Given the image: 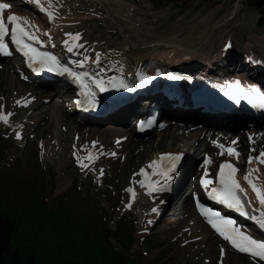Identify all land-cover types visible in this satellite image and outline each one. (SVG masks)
<instances>
[{
	"label": "rangeland",
	"instance_id": "1",
	"mask_svg": "<svg viewBox=\"0 0 264 264\" xmlns=\"http://www.w3.org/2000/svg\"><path fill=\"white\" fill-rule=\"evenodd\" d=\"M64 1L70 3L71 9L69 6V12L62 9V20H71L73 10L77 24L88 22L87 34L92 31L101 39L107 37L128 54L130 50L155 48L156 55L161 56L163 51L181 45L196 51L201 64L205 58L219 55L229 37L234 41L236 57L243 64V53H264V8H251L246 0H122L125 3L122 6L118 0ZM62 5L65 6L64 2ZM85 14L91 15L84 18ZM202 51L205 53L201 54ZM11 65L10 62L7 66ZM18 92L19 88H8L5 84L0 88V98L13 99ZM51 124L43 127L41 123L39 132L44 135L52 132L55 127ZM7 130L0 125V212L13 222L14 228L2 264L206 263L202 260L206 257L204 253L200 254L202 262L198 257L180 254L183 244L176 239L180 246L177 250L172 234L162 235L160 229L147 237L145 245L137 240L127 250L123 238L130 233L136 237L142 224L138 222L136 226L134 222L133 216L138 218L139 214L133 212L139 209L120 216L121 196L129 184V175L123 177L119 172L111 183L107 181L109 175L106 183L82 179L69 163L68 152L57 163H40L34 141L29 139L28 145L20 148L11 138L5 139ZM184 130L181 136L176 134L175 139L179 138L175 143L168 140L165 146L160 140L162 136L156 137L145 163L158 152L192 144L194 132L185 134ZM6 151L10 154L7 160ZM13 158L14 162L8 161ZM60 164L66 166L69 183L63 192L58 188ZM187 198L191 202L189 195ZM194 227L202 231L196 224Z\"/></svg>",
	"mask_w": 264,
	"mask_h": 264
},
{
	"label": "bare ground",
	"instance_id": "2",
	"mask_svg": "<svg viewBox=\"0 0 264 264\" xmlns=\"http://www.w3.org/2000/svg\"><path fill=\"white\" fill-rule=\"evenodd\" d=\"M45 4H49V2L51 0H43ZM118 2H120V5L125 4L124 2H122V0H118ZM21 4H26L25 2L20 1ZM121 5V6H122ZM29 6V5H28ZM126 7H128L127 5H125ZM37 11H39L37 9ZM55 12V11H54ZM55 14L57 15V13L55 12ZM91 15V14H90ZM56 22L57 20H55V22L53 23L54 26H56ZM36 27V23L34 24ZM87 27V25H85ZM40 28V26L38 27ZM66 30L62 31V35H54L51 34V36L55 39H57L56 41H60L61 45L60 47L63 48V50H66V44H68L69 42H73L75 40H73V36H75L77 33L80 34V29H74L71 28V26H67L65 28ZM73 30V31H71ZM65 31V32H64ZM68 33H72L73 36H69L67 35ZM91 39L88 38V36H83L82 34H80V39L77 40L78 41V45L76 46V52L78 53L79 56V61H85L87 56H92V58H94V60H99V64L97 66L98 69H103L105 68L107 65H113L115 60L112 58V54L115 55V53H113V50H115V48L111 47V48H106L103 49L100 45L97 44V46L95 45V42L93 41H89ZM89 41V42H86ZM67 42V43H65ZM56 43V42H55ZM82 45V47L80 46ZM176 48H172V51H163L165 53V55L163 56V54L161 56L156 55V49H148L146 51H133L132 52V62L134 63V65L136 64L138 67H142V63L143 66L144 64H146L147 62H153L159 69H162L165 67L164 61L161 60L162 56L164 58H168L171 57L172 55L176 56L175 59H183V57H185V55H190L191 53L196 54L195 52H192V50L189 51V49L183 47V46H179V45H175ZM104 51V53L101 52V50ZM189 51V53L187 52ZM120 59H123L122 56H118ZM194 57H196V55H194ZM171 59V58H169ZM126 61H124L123 63L125 64ZM146 62V63H145ZM128 66L127 65H121V68L123 70H125ZM221 66H214V68H220ZM196 68H198V66H196ZM119 71V70H117ZM218 71V70H217ZM212 73H216V71H210ZM213 75V74H211ZM0 88L2 85H7V87H15V88H19V95L16 100H10L8 97L6 99H2L0 100V112H14V118L12 119V127L14 129V131H22L24 128V134H26V131L30 124H28L25 121V116H26V112L25 110H18L17 109V104L18 103H22L25 100V96L24 94L27 92H33L34 95L38 96V91L39 89L35 88L34 86H30V85H26L25 83L21 82L18 78L16 79V77L13 75V73L9 70V69H3V71H0ZM18 86V87H16ZM15 101V102H14ZM60 101L59 98L56 100V102ZM12 103H15V107ZM54 106L51 108H47L45 110V112H43L42 115L45 114V116L49 117L50 119L54 120L57 124V127L62 128V126L67 125L68 131L66 132L67 134H69V136L72 137V140L65 143V149L67 148L68 145L72 146V151L73 153H75L74 151L78 152L79 155L83 154V147H85L86 145H88L89 143V139L92 138L94 139V137L100 138V140L104 141L106 138H110L113 140L114 137L118 136V137H122L125 133L126 130H124V128H114V127H109L108 129H106L105 131H102L100 129H93L90 128L89 130V139L86 138V132H82L80 137H79V142L78 143H74L73 142V138H74V130L72 129L73 127V123L74 121L68 119L63 113L62 110L59 106L53 104ZM34 106V105H33ZM25 114V115H24ZM39 117H41L42 115L36 114ZM64 118H67V120L65 121ZM60 125V126H59ZM5 126V125H4ZM71 128V129H70ZM87 127H83L82 130H88L86 129ZM80 130V129H78ZM180 129L177 127V129L171 127L168 129V131L165 133L164 138L162 139V142L165 146V143L169 140V139H175L176 134H179ZM231 132H235L234 130H232ZM20 137H22V135H20ZM167 139V140H166ZM64 141L62 139L61 134L58 133V141ZM61 141H60V145H61ZM72 144V145H71ZM108 144H112V142H108ZM154 145V142H144V143H133L132 141L127 142L125 145H122L120 147H118L117 152H121L123 154L126 155V160L124 162L119 161L118 160V154L117 152H114L115 155H112V153L106 157L103 158L100 162V167L99 168H95L92 170V175L93 177L96 179L98 177H100L101 175V169L103 167H105L106 165L111 164L113 166V170L111 171L112 174H118L119 172L121 173L120 176H125V175H130L131 173L134 174L133 170L132 172H130L131 169H133V167H141L142 164H145V158L146 155L149 154L147 151L150 150L152 148V146ZM162 148V147H161ZM55 145L54 144H50L48 147V150L46 151V153H44V157H47L48 159H53L54 155H55ZM109 150H111L109 148ZM134 152H136L137 155L134 154ZM165 152V151H164ZM87 152H85L84 154H86ZM157 155V154H156ZM84 157V156H83ZM154 156H152L153 158ZM191 160L193 158H190ZM150 160V159H149ZM133 162H135L136 165L132 166ZM138 169V168H137ZM191 171V168L188 167L187 171H185L186 173H189ZM249 171H253L254 173L256 172L260 174H262V170H261V165L258 163H254V165H252L249 168ZM138 173V170H136L135 174ZM128 177V176H127ZM129 178V177H128ZM69 183L67 180V177L64 175L61 176L60 178V182L58 185L59 191L63 192L66 189H68ZM186 187V186H185ZM141 190V189H140ZM184 190V187H183ZM185 191V190H184ZM182 192V191H181ZM183 199H181V202H178L177 204H173L172 209L174 210V208H176V211L169 216L168 218L165 217V215H162V218L164 220H166L163 224L162 227V231L161 233L164 234H173V237H175L181 244H183V249L181 251H179L180 254H189L190 257L193 258H197L198 257V261L200 260V254L204 253L206 254V257H204L202 260L204 259H208L211 260L210 264L214 263V259L217 258L219 259V255H220V249L218 248V240L216 238L213 237L212 233L201 223V221L198 219V217L195 215L194 211H193V206L192 204L189 202L188 198L186 197V194H183ZM123 199L125 201H128L129 203V198L128 196L125 194L123 195ZM167 203H171L170 200L166 199ZM164 200L161 199L158 204L159 205H151L150 203L146 202V196L143 193H140L138 196L137 201L135 202V205L137 204V206L140 208L142 214H144V212H152V217H149V221L148 224H152L154 222L155 219H157L158 214H160L162 212V210L164 209V205H160V203H163ZM173 203V202H172ZM125 210V207H123ZM122 208V211H124ZM156 208L158 209V211L153 212L152 209ZM186 217V218H185ZM192 217H195L194 219H192ZM191 220L195 221L196 223L201 225V228L204 229L203 233H199L194 227L191 228V230L189 231V233L184 234L183 233V229H182V225H184V228L190 227L191 224ZM200 228V227H199ZM185 241H187V243H185ZM206 246V247H205ZM237 256L234 255V257L230 254H225L223 260H224V264H247V262H241L239 260H237ZM240 259V258H238ZM202 262V261H201ZM206 264V263H205Z\"/></svg>",
	"mask_w": 264,
	"mask_h": 264
},
{
	"label": "snow or ice",
	"instance_id": "3",
	"mask_svg": "<svg viewBox=\"0 0 264 264\" xmlns=\"http://www.w3.org/2000/svg\"><path fill=\"white\" fill-rule=\"evenodd\" d=\"M35 2L39 4L40 0H35ZM11 7L12 5L9 3L0 2V52L8 53V43L5 41V37L9 36V34L11 33L12 42H14L17 47H19L20 51L29 58L30 64H39L40 67L36 68L37 71H40L42 68H48L51 71L58 72L62 76L67 74L73 77L79 83L83 84L84 77L88 76V73L74 72L67 65H62L60 60L56 56L52 55L51 53L40 52L36 47L33 46V44L29 43L30 40H39V36L34 34V32L32 31L31 23L27 20V18L15 13L7 15V17H5V10L11 9ZM49 15L52 16V13H49ZM10 24L13 25L11 29L9 28ZM67 35L73 36L72 33H68ZM79 39V33L73 36V40ZM80 46L82 47V45ZM226 47L230 48L231 44L229 43ZM68 51L72 52L73 47L69 46ZM79 63L82 64L83 61H80ZM157 75H160V73L158 72ZM151 79V77L143 76L141 80V86H143L144 83L150 82ZM95 83L100 91L103 92L108 90L103 81L96 80ZM240 83L241 82L239 80L235 81L237 87L240 86ZM85 87L87 86L85 85ZM112 87L127 88L128 85L124 80L121 79L118 83H113ZM89 96V107H95L96 100L94 94L89 91ZM231 98L237 103H239L241 99H244L254 107L264 109V92H261V90L254 85L249 86V90L246 92L240 91L238 93L232 94ZM11 115L12 113L0 112V121L7 124ZM149 126H151L150 122ZM16 137L17 139H20V133L17 132ZM216 143L221 149L225 148V145L219 144L218 141ZM227 152L229 154H234L237 157L239 156V153L236 152L235 148H227ZM112 155H115V153H112ZM221 155H223V152H221ZM182 156L183 153H165L161 156L160 159L152 162L151 168L154 169V171L151 173V175H156V170H158L159 174L164 177L165 183L163 185L157 187L158 182H147L149 176L147 170L141 171V174L145 176V181L140 182L141 185L144 186L146 184L149 193L154 191H164L167 188V181L172 179L171 173L177 170ZM96 158L97 156L92 153H89L84 158H81L79 155H77L76 157L77 163L80 164L82 169L89 168V163L85 162V160H87L88 162H92ZM251 159L254 158H250L249 162H251ZM260 159L261 162H264V153H261ZM164 162H166V164ZM208 163H211V161L209 159H206L205 164ZM238 171L239 169H237L236 166L231 162L226 161L224 164H222L219 171V186L211 188V190L208 192V195L213 200L219 201V203L226 205L229 209H234L235 211L242 213L244 216H249V209L247 207V204H250L251 201H245V199L241 195V193H243V196L246 197L247 191L242 188L239 180L237 179L236 174ZM245 179L255 191L261 205V212L259 217L253 218L257 220V223L261 228H264V187L258 186L253 181V179L251 178V173H249V175L246 176ZM202 183L204 187L208 189L209 185L214 184L215 181L209 179L208 173L205 172V178L203 179ZM128 191L131 192L133 198H135V190L129 188ZM196 206L200 209L201 214L206 218L208 224H210L211 227L215 229V231L219 233V235L222 236L225 240L230 241L231 245L234 246L235 249L242 253H247L251 256L264 259V239H256L251 234L243 231L241 226H237V222L234 219L229 216H225L222 213L214 210L213 208L207 207L206 205L202 204L199 197H196ZM128 207L131 208L132 205L129 204ZM152 211L156 212L158 211V209L153 208ZM185 243H187V241H185ZM224 255V249L221 248L220 264H223Z\"/></svg>",
	"mask_w": 264,
	"mask_h": 264
},
{
	"label": "trees",
	"instance_id": "4",
	"mask_svg": "<svg viewBox=\"0 0 264 264\" xmlns=\"http://www.w3.org/2000/svg\"><path fill=\"white\" fill-rule=\"evenodd\" d=\"M250 6H264V0H247ZM13 222L0 214V264L4 253L9 247V241L13 233Z\"/></svg>",
	"mask_w": 264,
	"mask_h": 264
}]
</instances>
